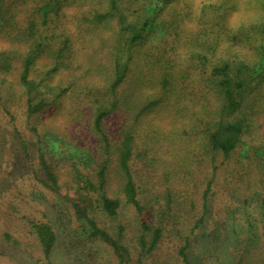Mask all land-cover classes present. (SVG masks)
Returning a JSON list of instances; mask_svg holds the SVG:
<instances>
[{
	"label": "trees",
	"instance_id": "16d2710c",
	"mask_svg": "<svg viewBox=\"0 0 264 264\" xmlns=\"http://www.w3.org/2000/svg\"><path fill=\"white\" fill-rule=\"evenodd\" d=\"M121 1L107 0L104 10L82 14L79 27L85 36L99 38L100 32L109 26L114 39L108 43L106 65L94 69L106 73L101 94L97 88L93 93L94 101L99 102L92 119L98 141L92 143L91 151L76 147L85 149L93 163L81 169L75 160L71 169L63 173L43 144L48 135L59 138V134L43 126L41 120L56 100L44 89L48 85L45 83L50 75L68 65L63 51L69 48L71 39L52 25L53 20L62 16L64 0H41L32 6L29 18L22 20L16 9L18 0H0V255L3 246H36L40 252L38 264H56L53 256L59 235L54 225L18 204L15 192L20 189L14 178L25 163L27 172L19 176L32 174L40 188L34 193L40 196L44 193L39 191L47 189L70 201L76 219L87 229L73 245L80 260L87 259L86 252L102 248L107 259L112 257L107 260L109 264H143L151 256L155 262L159 251L166 253L160 264H199L198 229L206 221L219 167L236 151L248 149L245 142L252 122L247 98L263 82L264 22L225 31L228 41L237 40L241 46L253 47L255 61L237 53L218 55L219 49L227 52L228 48L218 47L209 38L191 40L187 49L192 59L198 60V70L191 74L193 60L182 71L169 65L170 59L154 65L158 60L150 59L148 54L154 49L139 48L140 41L151 36L152 20L139 8L130 12L135 18L129 22ZM116 18L119 27L114 26ZM173 22V29H177L176 20ZM251 30L260 34L255 39L257 43L246 38ZM243 32L247 42L239 40L243 39ZM101 39L92 41H107L104 36ZM45 54L49 60L41 65V75L36 76V66L39 59H46ZM15 71L17 74L12 77ZM82 78L88 87L90 78ZM73 85L72 82L63 87L56 97L66 94ZM257 95H264V90ZM18 107L34 122L33 142L18 127L10 129ZM150 109L155 113H173V126L185 120L183 131L178 127L172 128L170 134L164 133L174 139L177 132L185 136V142L179 160L143 176L136 160L141 158L154 164L157 156L153 147L138 150L133 130L138 132L137 126L146 123ZM115 114L118 123H107ZM123 118L124 122L119 123ZM115 127L118 130L112 132ZM175 142L182 143L179 139ZM188 204L192 207L185 211ZM125 212L132 213L129 222L121 218ZM127 226L138 232V254L125 239ZM167 243H172L175 250H163ZM98 257L100 253L96 261ZM243 258L242 254L235 264H242Z\"/></svg>",
	"mask_w": 264,
	"mask_h": 264
},
{
	"label": "rangeland",
	"instance_id": "374dc122",
	"mask_svg": "<svg viewBox=\"0 0 264 264\" xmlns=\"http://www.w3.org/2000/svg\"><path fill=\"white\" fill-rule=\"evenodd\" d=\"M39 1L41 0H18L16 8L19 12L18 18L20 20L29 18L32 6L40 3ZM120 5L124 12H127L129 22H133L135 18V14L130 12L139 8L152 20L153 26L149 29L151 36L140 41L139 48L154 49L152 53H148L150 59L158 60L154 65H160V60L162 62L170 59L169 65L171 63L182 71L187 69L193 60L194 67L190 68L193 74L198 70V60L192 59L187 48L190 41L198 37L209 38L214 43H218V47L231 50L223 52V49H219L218 55L233 56L237 53L256 60L253 47L241 46L237 40L228 41L229 36L225 31L228 29L235 31L241 25L256 26L264 22V0H122ZM62 6L64 8L62 16L53 20L52 25L57 32L64 33L71 39L69 48L63 51L68 65L66 69L60 68L50 75L48 83H45L48 85L44 89L56 100L43 115L41 124L59 134V138L54 134L48 135L43 144L65 173L71 169L75 160L81 169L93 163L87 157V151H91L92 143L98 141V136L92 128V119L95 106L99 102L94 101L93 93L97 88L101 94V88L106 85L105 71L102 69L98 72L94 69L96 66L99 68V65H106L110 53V50H107L108 43L114 39V36L110 33L112 30L109 26L100 32L99 38L85 36L83 28L79 27L83 13L104 10L107 7V0H64ZM117 20L114 19L113 23L114 26L119 27ZM173 20L177 22V29H173ZM245 34L243 39L238 37L242 42H247ZM102 36L107 39L106 42L98 44L92 41L93 38L97 42ZM258 36H260L258 32L251 30L246 38L249 41L254 40L255 43ZM159 55L162 56L156 58ZM44 56L46 59L43 57L39 59L36 66V76L41 75L43 70L41 65L49 60L47 54ZM86 71H89V74H86ZM16 74L17 71L12 77ZM84 76L91 80L88 87L84 86L85 81L82 78ZM262 80L263 82L258 85L259 89L257 88V91L247 98L252 122L245 142L248 149L236 151L220 165L217 179L213 183L207 218L198 229L199 264H235L242 254L244 255L242 264H264V95H257L264 90V77ZM72 82L75 85L71 86L66 94L57 98L56 95L60 90ZM170 114L171 118L174 117L173 113H155L150 109L146 123L137 126L138 132L136 128L133 130L134 143L138 150L141 151L143 147L147 149L153 147L157 156L155 161L157 167L155 163L143 161L141 158L136 160L137 169L143 176L158 168L162 170L166 167L165 164L179 160L178 154L183 150L185 136H180L176 132L173 134L174 139H171L164 133L170 134L172 128L178 127L183 131L185 120L173 126ZM117 115L110 117L107 123L112 125L118 123ZM124 120L123 118L119 123H123ZM33 123V120L25 116L24 109L18 107L10 129L13 130L14 126L18 127L23 136L33 142L36 140ZM115 130L118 129L115 127L112 132ZM18 139L20 140L19 137ZM18 139L15 143L19 146ZM176 139L181 140L182 143H176ZM76 147H83L87 151L77 150ZM13 161L15 162L14 158ZM27 167L28 165L24 163L14 178L20 189L15 194L18 195V204H21L27 212L50 221L57 230L59 244L53 261L56 264H109L107 260H112V257L107 259L109 257L102 248L86 252L85 261L79 259V254H75L78 250L73 248V245L76 238L84 234L87 229L76 219L70 201L47 189L40 190L39 192L44 193L40 196L34 193L40 188L35 185L38 181L34 180L32 174L19 176ZM191 207V204H188L185 211ZM131 216V212H125L121 218L124 222H129ZM137 234L133 226H127L125 239L135 254H138L135 248ZM166 245L163 250H175L172 243ZM2 252L0 264H38L37 258L40 253L36 246L33 248L26 246L24 249L3 246ZM99 253L100 257L96 261L95 257ZM165 255L166 253L163 255V251H159L154 257L155 262L151 261L153 258L151 256L150 261L146 262L144 259L143 264H160Z\"/></svg>",
	"mask_w": 264,
	"mask_h": 264
}]
</instances>
